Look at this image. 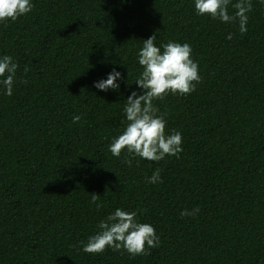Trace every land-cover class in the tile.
<instances>
[{"label": "trees", "instance_id": "trees-1", "mask_svg": "<svg viewBox=\"0 0 264 264\" xmlns=\"http://www.w3.org/2000/svg\"><path fill=\"white\" fill-rule=\"evenodd\" d=\"M33 3L0 22V55L20 65L13 95L0 93V264H264V3L252 0L244 33L238 19L197 15L194 0ZM153 34L189 43L201 81L153 101L183 151L129 167L108 144ZM113 67L121 88L96 89ZM157 169L162 182L148 183ZM117 207L154 225L159 247L83 252Z\"/></svg>", "mask_w": 264, "mask_h": 264}, {"label": "clouds", "instance_id": "clouds-1", "mask_svg": "<svg viewBox=\"0 0 264 264\" xmlns=\"http://www.w3.org/2000/svg\"><path fill=\"white\" fill-rule=\"evenodd\" d=\"M231 2L232 0H194V9L197 15L209 16L223 23L238 19L240 32H247V13L252 9V0H236L232 5L235 9L232 14L229 13ZM260 2L264 3V0ZM33 8V0H0V22L15 21L30 13ZM156 39V34L143 39L142 47L138 49L137 60L142 71L135 79L136 89L127 96L123 106L124 128L108 144V151L112 156L119 158L122 152L126 153L124 162L129 167L136 157L161 161L166 156H178L183 151V134L180 131L166 132V115L159 111L153 101L162 100L168 94H191L201 81L199 63L192 58L189 43L170 40L158 46ZM227 39H232V35L229 34ZM19 67L12 55H0V93L3 95H13ZM24 71L27 72L28 69L25 68ZM123 80V73L113 67L106 78L94 81V86L103 92L119 90ZM80 119L76 115L73 122H79ZM146 179L150 184L162 182L158 169ZM98 201L97 195L91 197V202L99 208L102 204ZM199 211V207L185 209L180 215L194 216ZM97 229L86 242H82L83 252L101 253L106 248L123 249L134 257L146 255L160 244V236L154 225L141 222L135 211L121 207L115 208L102 219Z\"/></svg>", "mask_w": 264, "mask_h": 264}]
</instances>
